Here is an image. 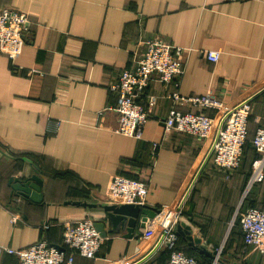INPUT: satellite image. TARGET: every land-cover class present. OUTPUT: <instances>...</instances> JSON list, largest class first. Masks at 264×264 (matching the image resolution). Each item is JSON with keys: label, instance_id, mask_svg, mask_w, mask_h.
<instances>
[{"label": "crops", "instance_id": "0c3cea01", "mask_svg": "<svg viewBox=\"0 0 264 264\" xmlns=\"http://www.w3.org/2000/svg\"><path fill=\"white\" fill-rule=\"evenodd\" d=\"M3 8L27 12L30 22L19 57L11 61L0 53V264L18 263L7 248L22 250L41 240L60 245L65 224L83 218L104 221L106 237L95 259L75 254L72 264L145 258L160 236L145 240L140 219L129 238L127 230L109 233L102 206L116 204L108 189L115 175L145 182L150 208L182 203L181 223L209 253L222 247L223 262L251 264L257 257L264 264L245 245L238 222L231 225L237 212L264 210V181L248 189L246 172L227 176L209 161L183 203L212 139L167 132L164 125L172 109L217 114L176 100L174 93L235 105L264 89V0H0ZM155 37L186 50L185 71L169 85L155 77L140 95L144 106L150 97L157 100L137 140L115 132L118 99L110 85ZM207 51H218L219 61H208ZM251 105L254 136L264 95ZM254 151L251 165L259 155ZM33 175L43 181L41 204L15 196L10 186L11 178ZM173 250L195 254L181 237L142 264H166ZM198 256L200 264H212Z\"/></svg>", "mask_w": 264, "mask_h": 264}, {"label": "built area", "instance_id": "2783aa9c", "mask_svg": "<svg viewBox=\"0 0 264 264\" xmlns=\"http://www.w3.org/2000/svg\"><path fill=\"white\" fill-rule=\"evenodd\" d=\"M30 22L27 12L15 8L0 9V53L11 61L16 60L25 45V33ZM186 50L182 47L155 37L143 42V51L135 60L134 67L121 71L118 79L110 85L111 91L117 95L115 111L119 124L115 132L141 140L144 129L152 113L157 98L150 97L144 106L138 98L156 77L159 82L169 85L183 75ZM208 61L217 63L220 59L218 51H207ZM174 99L187 101L194 107L212 109L216 116H208L196 112L183 113L172 109L164 121L167 132H178L201 140L212 139L210 162L219 171L229 176L239 170L243 160L244 146L248 137L250 118L253 116L251 99L238 104L229 105L213 96L184 98L177 93ZM260 126L252 139V146L258 157L252 163V174L248 181V189L255 183L264 181V113L259 118ZM210 149V150H211ZM109 195L116 204H133L145 206L148 186L142 180L115 175L109 184ZM184 199V198H183ZM184 201V200H183ZM182 201V202H183ZM161 212L149 220L143 238L149 240L159 235L164 236L162 245L174 248L178 241L177 225L180 223L182 203L173 208L160 209ZM239 221V225L247 247L254 248L264 259V210L248 208L237 212L231 225ZM160 240V239H159ZM102 240L95 228V222L83 218L65 224L64 247H59L41 240L22 250L7 248L6 251L16 255L17 264H72L75 254L87 259H95ZM68 250L69 254H68ZM222 247L216 252L217 259ZM117 264H126L125 260ZM166 264H199L198 260L181 251L173 250ZM212 264H217L213 262Z\"/></svg>", "mask_w": 264, "mask_h": 264}, {"label": "water", "instance_id": "95a60500", "mask_svg": "<svg viewBox=\"0 0 264 264\" xmlns=\"http://www.w3.org/2000/svg\"><path fill=\"white\" fill-rule=\"evenodd\" d=\"M264 93V89L259 91L251 100H254L258 96ZM212 154V149L208 153L207 157L205 158L196 178L193 180L191 186L189 187L187 193L184 196V201L187 199L189 193L191 192L193 185L195 184L197 177L201 174L202 170L209 162L210 157ZM43 181L37 176L33 175L25 180L11 178L10 179V186L13 189V193L15 196L24 197L31 202L41 204L43 203V196L41 193ZM183 201V203H184ZM77 205L83 207H93L94 205L88 203L77 202ZM103 210L106 213L105 221H107L109 227V233L115 234L119 233L121 230H127L128 238L132 236L134 228L138 224V220L140 219L142 222L141 227H146L147 222L153 218H155L161 210L156 208H150L148 206H140V205H133V204H113V205H106L102 206ZM95 228L99 233L101 238L106 237L105 233V223L103 222H96L95 221ZM177 234L178 236L182 237L190 247L194 250H197L201 255H206L211 258L213 262H217V264H227L223 262L221 259H217L218 253L215 251L213 253H209L203 245H201V241L191 235L190 227L186 226L184 223H179L177 225ZM164 236L160 238L154 249L142 260L138 261L135 264H142L145 262L149 257L152 256L161 246L163 243Z\"/></svg>", "mask_w": 264, "mask_h": 264}, {"label": "trees", "instance_id": "16d2710c", "mask_svg": "<svg viewBox=\"0 0 264 264\" xmlns=\"http://www.w3.org/2000/svg\"><path fill=\"white\" fill-rule=\"evenodd\" d=\"M262 95H264V93L262 94ZM251 119V118H250ZM260 126V120L258 119L257 121H256V127L258 128ZM257 128H256V130H257ZM255 133H256V131H255ZM255 133H254V135H255ZM253 137L254 136H250L249 135V128H248V137H247V141H246V144H245V146H244V151H243V160H242V164H241V167L239 168V170L240 171H242L241 170V168H243L244 167V165H245V163H247V161H248V163H250V159H247V155L248 154H250L251 155V152L252 153H254L255 151H254V147L252 146V139H253ZM251 146H252V148H251ZM253 155H255V153L253 154ZM247 156V157H246ZM250 170H252V165L250 164ZM246 173H248V171H246ZM183 211H182V214H181V216H180V223L181 222H183L184 221V219H183ZM238 222V225H239V221H237ZM239 227H240V225H239ZM240 230H241V228H240ZM64 234H65V230H64ZM243 234V233H242ZM179 238H178V241L176 242V244L180 241V239H181V237L180 236H178ZM243 240H244V237H243ZM51 244V243H50ZM54 245V244H53ZM55 246H59V247H64V237H63V240H62V243L60 244V245H55ZM176 246V245H175ZM192 250H193V252L195 253V254H193L192 252H186L189 256H193V257H195L197 260H198V263L200 264V260H199V256L198 255H200V253L197 251V250H194L193 248H192ZM66 251H68V250H66ZM68 254H69V251H68ZM208 258V257H207ZM209 259V258H208ZM210 261H211V263H213V261L211 260V259H209Z\"/></svg>", "mask_w": 264, "mask_h": 264}, {"label": "rangeland", "instance_id": "374dc122", "mask_svg": "<svg viewBox=\"0 0 264 264\" xmlns=\"http://www.w3.org/2000/svg\"><path fill=\"white\" fill-rule=\"evenodd\" d=\"M253 154L254 153H252V152H251V155L248 154L247 155L248 157L246 156L247 159L252 158L254 156ZM241 170L244 171V172L248 171V173H246L247 176H251V174H252V170H250V163H248V161H247V163H245L244 167L241 168ZM248 179H249V177H248ZM243 205H245V204H243ZM246 206H248V204ZM242 207L243 206L240 207V204H239V207H238L237 211L240 210V209H242ZM236 221H238V220H236ZM257 261H258V258L257 257H254L253 260L251 259V264H257Z\"/></svg>", "mask_w": 264, "mask_h": 264}]
</instances>
